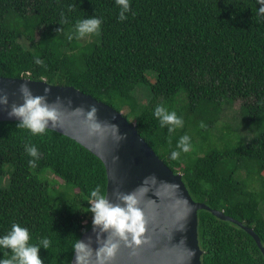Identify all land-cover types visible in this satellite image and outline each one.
<instances>
[{"label": "trees", "instance_id": "1", "mask_svg": "<svg viewBox=\"0 0 264 264\" xmlns=\"http://www.w3.org/2000/svg\"><path fill=\"white\" fill-rule=\"evenodd\" d=\"M0 0V76L71 85L133 122L195 201L251 227L264 245V18L256 0ZM98 17L96 33L76 24ZM39 59L42 63L37 64ZM239 101L237 110L231 109ZM163 105L183 118L169 132ZM232 112L225 117L224 108ZM0 121V236L14 223L43 238L44 264H70L72 244L92 226L87 198L107 176L102 161L52 129L33 136ZM190 150L170 158L180 137ZM34 145L39 158L30 157ZM34 160V164L29 161ZM202 264H264L241 226L198 211ZM10 251V250H9ZM0 252L7 258L11 253Z\"/></svg>", "mask_w": 264, "mask_h": 264}, {"label": "water", "instance_id": "2", "mask_svg": "<svg viewBox=\"0 0 264 264\" xmlns=\"http://www.w3.org/2000/svg\"><path fill=\"white\" fill-rule=\"evenodd\" d=\"M26 84L33 95H44L59 110L58 126L52 129L78 142L104 164L107 176L106 194L114 203L115 193L131 192L142 186L138 193L140 206L148 219V241L135 248L123 242L110 264H202V250L198 240V211L208 210L222 220L231 221L246 230L264 255V245L254 230L224 214L195 201L190 195L181 172H174L139 134L135 124L109 104L71 85L51 84L46 80L27 77L0 76V96L7 94V106L0 105V121H17L10 117L13 103L23 102L20 86ZM94 108V112H87ZM120 134L124 137L120 139ZM93 225L79 238L95 249L106 233ZM93 252L90 261L96 264ZM75 253L70 264H74Z\"/></svg>", "mask_w": 264, "mask_h": 264}, {"label": "clouds", "instance_id": "3", "mask_svg": "<svg viewBox=\"0 0 264 264\" xmlns=\"http://www.w3.org/2000/svg\"><path fill=\"white\" fill-rule=\"evenodd\" d=\"M120 8L119 19L125 20L126 13L131 10L130 0H116ZM257 15L264 18V0H256ZM102 21L98 17H86L76 24V37L83 38L86 35L96 33L100 30ZM37 64L42 63L39 59ZM50 88L44 89V95H33L26 84L20 86V93L23 102L13 103L8 115L15 118L18 128L27 129L33 136L42 135L50 127L58 126L59 110L50 104L47 100V94ZM8 96H0V105L7 106ZM87 112H94V108H89ZM155 117L159 120L161 127H167L169 132L183 126V118L174 111H168L163 105L156 106L154 110ZM124 137L120 134V139ZM177 148L180 151L173 150L170 158L176 160L180 157V152L187 153L190 150V137L184 135L180 137ZM26 152L30 157L39 158L38 149L34 145L26 146ZM34 164V160L29 161ZM142 186H138L131 192H116L114 203L108 198V194L102 191L101 186L97 185L91 190L88 198V211L92 213L93 229H99L97 240L101 241L100 233H106L103 242L95 249L83 240L77 239L72 244V250L75 253L74 264H91L90 258L95 253L96 264H110L115 256L120 242H123L129 248L146 243L148 219L143 208L140 206V197L138 193ZM30 233L26 227L14 223L11 229L0 236V252L9 251L11 255L7 258L0 257V264H44L39 252L41 247L48 249L50 240L43 238L37 243L32 244Z\"/></svg>", "mask_w": 264, "mask_h": 264}, {"label": "rangeland", "instance_id": "4", "mask_svg": "<svg viewBox=\"0 0 264 264\" xmlns=\"http://www.w3.org/2000/svg\"><path fill=\"white\" fill-rule=\"evenodd\" d=\"M239 101H234L233 103H232V105H231V109H235V110H237L238 108H239ZM223 115L225 116V117H231V115H232V112L230 111V110H228V108H224V111H223ZM7 185V181H6V179L5 178H3L2 180H1V182H0V187H5Z\"/></svg>", "mask_w": 264, "mask_h": 264}]
</instances>
